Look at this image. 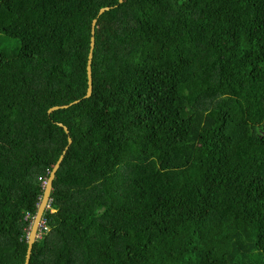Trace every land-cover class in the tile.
<instances>
[{"label": "trees", "instance_id": "trees-1", "mask_svg": "<svg viewBox=\"0 0 264 264\" xmlns=\"http://www.w3.org/2000/svg\"><path fill=\"white\" fill-rule=\"evenodd\" d=\"M66 147L29 264H264V0H0V264Z\"/></svg>", "mask_w": 264, "mask_h": 264}, {"label": "water", "instance_id": "water-1", "mask_svg": "<svg viewBox=\"0 0 264 264\" xmlns=\"http://www.w3.org/2000/svg\"><path fill=\"white\" fill-rule=\"evenodd\" d=\"M120 3L123 2V0H119ZM108 8H103L100 10L99 14H102L103 12L107 11ZM97 19H94L92 21V29H91V39H90V50H89V54H88V61H87V92H86V98H89L91 96L92 93V70H91V62H92V57H93V50H94V46H95V42H94V35H95V25H96ZM67 107V106H65ZM60 107H53L49 110V112L53 111V110H57ZM60 127L63 128V130L65 131L66 134H68V130L66 127H64L62 124H58ZM67 142L68 145L71 144V138H67ZM67 147L65 148V150L63 151V154L60 156V158L58 159L57 163L53 166L49 177L46 181V185L44 186V190H43V195L41 198V201L39 203V206L37 208L36 214L33 218L32 224H31V228L29 231V235H28V239H27V251H26V256H25V261L24 264H29V260H30V256H31V251H32V246L35 242L36 236H37V232L39 229V225L42 219V215L44 213V210L47 206V203L49 201V195L50 192L52 190V182L55 178V174L57 173V171L60 168V164L63 160L65 151H66Z\"/></svg>", "mask_w": 264, "mask_h": 264}, {"label": "rangeland", "instance_id": "rangeland-1", "mask_svg": "<svg viewBox=\"0 0 264 264\" xmlns=\"http://www.w3.org/2000/svg\"><path fill=\"white\" fill-rule=\"evenodd\" d=\"M53 211H54V210H52V212H53ZM50 233H51L50 231H49V233H48V232L46 233V237H47V238H48V236H49L48 234H50ZM39 234H40V233H38V235H39ZM28 235H29V234H28ZM39 238H40V236H36V239H39Z\"/></svg>", "mask_w": 264, "mask_h": 264}, {"label": "clouds", "instance_id": "clouds-1", "mask_svg": "<svg viewBox=\"0 0 264 264\" xmlns=\"http://www.w3.org/2000/svg\"><path fill=\"white\" fill-rule=\"evenodd\" d=\"M45 185H46V183H45ZM45 185H44V186H45ZM48 205H49V201H48V203H47L46 208L48 207ZM46 208H45V209H46ZM44 211H45V210H44ZM41 223H42V220H41L40 224H41Z\"/></svg>", "mask_w": 264, "mask_h": 264}]
</instances>
